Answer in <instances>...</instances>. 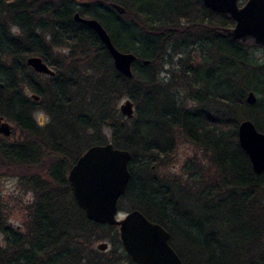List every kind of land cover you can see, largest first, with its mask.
I'll return each instance as SVG.
<instances>
[{
  "label": "trees",
  "instance_id": "1",
  "mask_svg": "<svg viewBox=\"0 0 264 264\" xmlns=\"http://www.w3.org/2000/svg\"><path fill=\"white\" fill-rule=\"evenodd\" d=\"M110 3L125 11L116 13ZM75 12L96 18L118 50L136 55L132 78L115 70L95 32L74 21ZM230 24L200 0H0V116L22 135L18 143L0 137V165L30 163L27 181L34 194L23 231L5 221L0 206V264H135L116 227L85 218L67 180L85 149L107 142L130 153V179L119 210H139L160 224L184 264H264V172L253 173L236 132L249 119L264 133V60L252 57L256 46L216 29ZM200 40L205 46L195 61L187 48ZM171 43L182 54L178 62L186 59L183 72L200 85L186 95L196 107L176 104L170 84L157 76ZM60 46L78 56L54 57L52 49ZM31 55L42 57L55 74L45 77L30 69L25 58ZM249 91L256 97L253 104L245 100ZM123 98L136 107L132 125L118 110ZM40 109L48 123L34 118ZM173 126L209 152L219 172L205 178L198 170L191 173L197 200L191 209L184 207L186 186L175 188L156 176L137 182L130 165L138 151L152 161L169 158L174 143L167 133ZM41 147L50 152L43 154ZM106 238L112 246L107 253L91 247Z\"/></svg>",
  "mask_w": 264,
  "mask_h": 264
},
{
  "label": "water",
  "instance_id": "2",
  "mask_svg": "<svg viewBox=\"0 0 264 264\" xmlns=\"http://www.w3.org/2000/svg\"><path fill=\"white\" fill-rule=\"evenodd\" d=\"M201 2L207 9L231 19V28H219L228 39L259 46L264 53V0H246L242 6L238 5V0ZM110 5L118 14L125 11L117 3ZM78 14H74V20L95 32L111 57L115 70L132 78V64L136 55L118 50L96 18L81 17ZM25 59L26 65L34 72L48 76L55 74L41 57L31 55ZM31 96L35 100L39 99L35 94ZM255 99L254 92L249 91L245 100L253 104ZM132 105L130 99H125L118 107L120 114L132 118ZM12 130V125L0 117V135L8 138ZM236 132L237 142L248 157L253 173L264 172V133L258 131L249 119L242 120ZM129 159V151L114 147L111 142L91 145L85 149L67 171L74 203L92 223L116 227L122 248L135 264H184L169 242L168 231L160 224L148 220L141 211L135 209L126 212L121 219L118 218V200L125 193L130 179ZM96 247L104 251L107 243H98Z\"/></svg>",
  "mask_w": 264,
  "mask_h": 264
},
{
  "label": "rangeland",
  "instance_id": "3",
  "mask_svg": "<svg viewBox=\"0 0 264 264\" xmlns=\"http://www.w3.org/2000/svg\"><path fill=\"white\" fill-rule=\"evenodd\" d=\"M83 1H91V0H80ZM246 0H238V5L242 6ZM43 24L44 21H43ZM232 26V25H231ZM230 27V25L228 26ZM231 28V27H230ZM12 32L19 34V28L12 24L11 26ZM219 31V30H218ZM221 32V31H219ZM222 33V32H221ZM48 37V35H47ZM47 39V38H45ZM170 42V41H169ZM251 44V43H250ZM174 43L169 44L170 47L167 48V54L164 57L165 62L162 67L158 65V78L163 83H169L170 86L168 88V94L172 95V98L176 101V104H180L185 107H196V103L194 100L186 97L187 93L190 91V88L193 90H197L200 85L193 83V79L191 78V74L187 72V74L183 71L186 70V59L178 62L182 57V54H178L172 50ZM205 46V43L197 41L193 47L187 48L192 52V59L198 61L200 59L199 50ZM253 46V45H252ZM256 46V45H254ZM186 49V50H187ZM54 57H69L70 59H75L78 56V52H73L69 47L60 46L54 47L53 49ZM178 52V51H177ZM252 57L261 62L264 60V53L262 48L256 46V49L252 50ZM183 57H186L185 55ZM191 59V60H192ZM75 61V60H74ZM192 62V61H191ZM76 63V62H74ZM183 64V65H182ZM195 64V63H194ZM81 69L83 67L79 66ZM87 73V71H84ZM40 85L45 84V79L43 77L38 78ZM28 96L31 95V92L26 88L23 90ZM127 98H123L119 101L118 106ZM129 99V98H128ZM38 101V99L36 100ZM134 105V104H133ZM132 105V106H133ZM134 114L133 117L128 119L124 117V122L128 125H132V120L137 117L136 107L133 106ZM35 119L38 121H42V124L48 123L49 117L46 115L44 110L40 109L33 113ZM123 117V115H122ZM8 121V120H7ZM8 123H11L8 121ZM13 125V123H11ZM144 130V129H143ZM145 131V130H144ZM11 136L7 138L8 142H17L22 140V135L19 130H15L13 128L11 132ZM104 134L107 136L106 139L110 140V131L108 129H104ZM168 136L173 139V153L172 155L167 157H159L158 160L152 161L153 156L149 158L147 156H143L141 152H137L133 161L130 165L133 167L135 172L134 179L138 182L142 176V179L146 181L156 176V178H160L163 182L172 184L175 188L178 185H184L187 187L188 191L186 193L189 194V199L186 200L184 207L194 208L196 205V199L193 196V189L196 181L193 177H191V173L196 170L199 171V175L202 178H205L208 173L211 177L218 175L219 172L216 170L212 164L211 154L201 147L194 145L192 142L185 138L184 133L178 127L171 128L168 131ZM41 152L43 154L49 153L50 150L45 147H41ZM43 159V158H41ZM145 164L146 166L142 165ZM32 172V168L29 165L16 166L12 167L1 166L0 165V206H1V214L3 215L5 221L11 225V227L16 228L17 230L23 231L25 226V222L28 221V208L31 206L32 201L34 199V194L30 191L28 186L27 179ZM42 172V165L39 164L38 173ZM207 180V179H206ZM181 183V184H180ZM127 198H122V205H125L128 200ZM119 215L118 218L121 219L124 214L128 211L118 210ZM198 214L203 215L202 212L198 210ZM118 231V230H117ZM116 231V232H117ZM120 240V239H119ZM105 242L107 243V248L104 251H100L97 249V244ZM109 239H102L93 241L92 248L100 251V252H108L112 249L111 243H109ZM2 246V243H0ZM123 249V248H122ZM128 264V263H122Z\"/></svg>",
  "mask_w": 264,
  "mask_h": 264
},
{
  "label": "flooded vegetation",
  "instance_id": "4",
  "mask_svg": "<svg viewBox=\"0 0 264 264\" xmlns=\"http://www.w3.org/2000/svg\"><path fill=\"white\" fill-rule=\"evenodd\" d=\"M201 1V0H200ZM75 13H77V12H75ZM74 13V14H75ZM72 17H73V19H74V15H72ZM228 17V16H227ZM75 21V20H74ZM231 25H233V23L232 24H230V27H231ZM228 27V26H227ZM218 28V27H217ZM216 28V29H217ZM38 56V55H37ZM29 57V56H28ZM40 57V56H39ZM27 58V57H26ZM42 58V57H41ZM43 60V59H42ZM43 62H45L44 60H43ZM46 63V62H45ZM48 66H49V68H51L52 69V67L48 64V63H46ZM53 70V69H52ZM54 71V70H53ZM54 73H55V71H54ZM39 74V73H38ZM41 75H44L45 77L46 76H48V75H46V74H41ZM0 84H2V83H0ZM3 85V84H2ZM3 87V86H2ZM0 117H2V116H0ZM3 120H6L4 117H3ZM12 129H13V125H12ZM0 137H3L4 139H7V138H5L3 135H0ZM9 138V137H8Z\"/></svg>",
  "mask_w": 264,
  "mask_h": 264
}]
</instances>
